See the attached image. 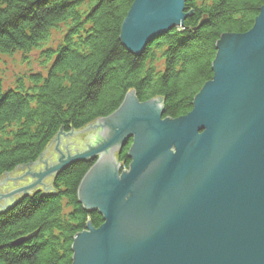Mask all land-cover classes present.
I'll use <instances>...</instances> for the list:
<instances>
[{
  "label": "water",
  "instance_id": "1",
  "mask_svg": "<svg viewBox=\"0 0 264 264\" xmlns=\"http://www.w3.org/2000/svg\"><path fill=\"white\" fill-rule=\"evenodd\" d=\"M188 1L134 0L123 48L141 56L183 27ZM215 51L213 77L188 114L163 118L162 98L140 103L128 92L116 112L60 129L36 162L4 175L0 213L98 158L77 193L102 225L88 221L75 236L71 264H264V6L249 31L223 34ZM130 139L132 163L119 175L114 154Z\"/></svg>",
  "mask_w": 264,
  "mask_h": 264
},
{
  "label": "trees",
  "instance_id": "2",
  "mask_svg": "<svg viewBox=\"0 0 264 264\" xmlns=\"http://www.w3.org/2000/svg\"><path fill=\"white\" fill-rule=\"evenodd\" d=\"M133 2L0 0V63L17 53L31 62L37 49L41 69L16 75L7 88L0 77V177L36 161L60 129L80 130L110 116L130 91L140 103L162 98L163 118L188 114L213 77L220 36L249 31L264 6V0L188 1L184 26L134 56L119 40ZM204 16L207 22L198 28ZM127 151L120 155L125 166ZM91 165L72 164L55 177L53 192L0 213V264L72 263L73 237L88 221L94 228L102 224L77 197Z\"/></svg>",
  "mask_w": 264,
  "mask_h": 264
},
{
  "label": "rangeland",
  "instance_id": "3",
  "mask_svg": "<svg viewBox=\"0 0 264 264\" xmlns=\"http://www.w3.org/2000/svg\"><path fill=\"white\" fill-rule=\"evenodd\" d=\"M71 22V21H70ZM65 28V27H64ZM54 33H56L55 32V29L54 30H52L51 31V35H53ZM168 34V33H167ZM163 37V36H162ZM120 38V37H119ZM161 38V37H160ZM54 39V40H53ZM53 39H52V41H51V43L50 44H56V35H55V37H53ZM159 39V38H158ZM123 47V46H122ZM38 50L37 49H35V51H33L32 53H31V55L29 56L30 57V59H28V60H32L31 62H25V61H22L21 60V54L20 53H17L16 55H14L13 57H3L2 59H1V63H0V77H2L3 78V81H4V87L5 88H7V86H13V84H14V81H15V76L16 75H19V74H23V73H26V72H28L29 70H31V71H33V72H35V71H41V69L39 68V63L38 62H36L37 61V59H39L38 58V56H39V53L37 52ZM135 56V55H134ZM155 99V98H154ZM122 104V103H121ZM121 106V105H120ZM119 106V107H120ZM119 109V108H118ZM117 109V110H118ZM116 110V111H117ZM115 111V112H116ZM113 114V113H112ZM72 131V130H71ZM71 131H69V132H71ZM60 132V130L58 131V133ZM65 132V131H64ZM69 132H65V133H69ZM57 133V134H58ZM57 134L52 138V140L49 142V144L56 138V136H57ZM48 144V145H49ZM132 144H133V141H132V139H130L128 142H127V144L125 145V146H123V148L119 151V152H116L114 155H115V160H116V162L119 164V169H118V171H119V175H121L122 174V172H123V170L125 169L126 171H128L129 170V165L132 163V161L129 159V157H128V153H129V151H130V148L132 147ZM47 145V146H48ZM127 148L128 147V151L126 152V158H127V160L129 161V164H128V166H125V160H122V159H120V155L122 154L121 152L123 151V149L124 148ZM45 150H46V148L43 150V152L41 153V155L45 152ZM40 155V156H41ZM39 156V157H40ZM38 157V158H39ZM38 160V159H37ZM36 160V161H37ZM98 160V158H95L94 160H92V161H82V162H88L89 164H91L92 163V165L94 164V162H96ZM36 161H34V162H36ZM30 163H32V162H30ZM30 163H28V164H30ZM28 164H26V165H28ZM91 165V166H92ZM25 166V165H24ZM22 167V166H21ZM21 167H17L14 171H12V172H16L19 168H21ZM64 171V170H63ZM62 171H60L57 175H59L60 173H61ZM9 174V173H8ZM5 175H7V174H5ZM56 175V176H57ZM4 176V175H3ZM3 176H1L0 177V182H1V179L3 178ZM55 176V177H56ZM42 192V189H38V190H36L34 193H33V195L34 194H39V193H41ZM42 194V193H41ZM30 196H32V195H24L23 196V198L18 202V203H20V202H22L23 201V199L24 198H28V197H30ZM77 197H78V193H77ZM18 203H16V204H18ZM15 204V205H16ZM79 204H81V203H79ZM14 205V206H15ZM13 206V207H14ZM82 207L84 208V210H86L85 209V207L82 205ZM87 211V210H86ZM2 213H4V211L2 212ZM90 213V212H89ZM94 213V212H93ZM97 213V212H96ZM68 215V211H66L65 213H64V216L66 217ZM91 223V222H90ZM102 225V224H101ZM86 226H87V223H86ZM86 226H85V229H86ZM85 229L83 230V231H85ZM97 229V228H96ZM82 231V232H83ZM81 233V232H80ZM77 235V234H76ZM75 235V236H76ZM75 236L73 237V240L75 239ZM72 247V246H71Z\"/></svg>",
  "mask_w": 264,
  "mask_h": 264
},
{
  "label": "bare ground",
  "instance_id": "4",
  "mask_svg": "<svg viewBox=\"0 0 264 264\" xmlns=\"http://www.w3.org/2000/svg\"><path fill=\"white\" fill-rule=\"evenodd\" d=\"M183 26H184V25H183ZM179 28H181V27H179ZM10 209H11V208H10ZM10 209H8V210H10ZM8 210H5V212L8 211ZM1 213H2V212H1Z\"/></svg>",
  "mask_w": 264,
  "mask_h": 264
}]
</instances>
